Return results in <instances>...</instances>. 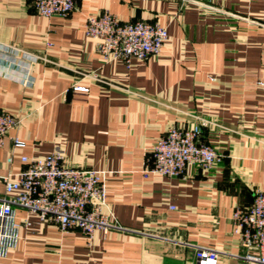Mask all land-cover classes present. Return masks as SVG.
Segmentation results:
<instances>
[{"label":"crops","instance_id":"1","mask_svg":"<svg viewBox=\"0 0 264 264\" xmlns=\"http://www.w3.org/2000/svg\"><path fill=\"white\" fill-rule=\"evenodd\" d=\"M75 2L70 15L47 17L29 0H0V109L21 121L0 149V196L23 157L59 147L66 165L102 173L108 211L127 231L89 239L18 210V241L0 264H196V247L220 252L219 264H252L232 217L264 187V0ZM104 11L166 26L161 54L106 61L86 34ZM200 119L221 154L216 168L145 178L168 128Z\"/></svg>","mask_w":264,"mask_h":264},{"label":"built area","instance_id":"2","mask_svg":"<svg viewBox=\"0 0 264 264\" xmlns=\"http://www.w3.org/2000/svg\"><path fill=\"white\" fill-rule=\"evenodd\" d=\"M43 16H68L76 9L75 0H29ZM212 8L213 0H183ZM87 36L95 39L98 51L106 61L123 59L146 60L159 56L169 38L168 28L158 21H124L118 15L104 11L90 15ZM75 90L87 91L76 86ZM18 117L0 109V149L9 132L20 124ZM209 122L200 119L191 127L173 125L152 149L145 178L184 176L189 167L210 172L221 161V154L204 141ZM15 146L24 144L15 139ZM13 156L8 164H13ZM24 165L17 178H4L5 192L0 196V256L16 247L18 241V210L37 214L41 221L58 226L64 233L74 230L92 239L97 231L108 234L127 230L116 223L107 203V188L101 172L79 166H68L61 148L44 157H23ZM175 209V208H172ZM235 233L240 238L242 258L252 264H264V187L257 190L253 204L238 207L232 217ZM196 264H219L220 252L196 247Z\"/></svg>","mask_w":264,"mask_h":264},{"label":"rangeland","instance_id":"3","mask_svg":"<svg viewBox=\"0 0 264 264\" xmlns=\"http://www.w3.org/2000/svg\"><path fill=\"white\" fill-rule=\"evenodd\" d=\"M41 157H44V156H41Z\"/></svg>","mask_w":264,"mask_h":264}]
</instances>
